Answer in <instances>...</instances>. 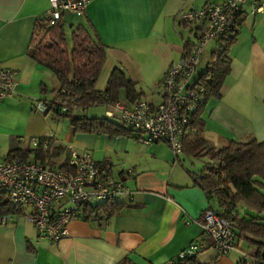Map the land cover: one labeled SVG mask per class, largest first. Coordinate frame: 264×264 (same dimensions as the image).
Masks as SVG:
<instances>
[{
	"label": "crops",
	"instance_id": "crops-1",
	"mask_svg": "<svg viewBox=\"0 0 264 264\" xmlns=\"http://www.w3.org/2000/svg\"><path fill=\"white\" fill-rule=\"evenodd\" d=\"M250 2H243L236 33L227 45L229 69L220 96L208 98L198 114L201 135L214 147L227 138L264 141V14L248 13ZM200 4L201 0H89L82 12L64 13L61 21L68 20L70 29L83 25L104 45L102 66L109 62L107 75L117 66L134 81L135 98L129 100L119 88L118 99L132 103L147 96L156 102L165 70L182 56L184 40L195 28V23L180 20L179 12ZM47 8V0H0V64L16 71L13 94L0 98V117L13 123L0 122V135L9 141L0 159L6 158L12 141L25 146L29 136L51 132L45 130L48 119L33 103L53 98L59 81L29 54L34 23ZM197 73L196 66L193 79ZM148 83L145 92L142 85ZM47 89L51 95L45 96ZM52 135V144L66 151L71 144L108 162L116 177L130 168L124 181L131 193L107 218H71L67 235L57 241L38 236L22 213L3 214L0 264H115L125 255L138 264H159L200 234L202 211L215 200L200 186L204 171L193 164L191 154L182 151L175 157L165 143L145 144L135 134L74 131L71 126L61 136ZM238 243L223 254L206 248L195 259L200 264H236L242 251Z\"/></svg>",
	"mask_w": 264,
	"mask_h": 264
},
{
	"label": "built area",
	"instance_id": "built-area-1",
	"mask_svg": "<svg viewBox=\"0 0 264 264\" xmlns=\"http://www.w3.org/2000/svg\"><path fill=\"white\" fill-rule=\"evenodd\" d=\"M45 17L50 23L61 20L65 12H82L89 0H47ZM245 0H201L197 7L179 12V18L195 23L192 43L186 53L171 63L160 81L159 101L138 98L132 103L115 100L106 105L104 113L117 117L138 133L142 143L164 142L173 156L182 152V141L189 130L193 113L204 100V89L195 83L193 74L205 43L222 36L235 17L242 11ZM248 13L264 14V0H251ZM16 71L0 64V98L13 94ZM62 104L38 98L33 108L39 112L52 111ZM51 135V133H46ZM41 141V143H40ZM31 146H45L46 137L29 136ZM65 166L47 165L35 159L11 157L0 159V188L7 191L8 199L18 213L36 229L40 237L57 241L67 235V223L81 217L87 203L115 202L131 193L124 181L130 168L113 174L108 162L95 160L89 151L67 144ZM6 219L0 216V223ZM200 234L176 253L177 258L196 256L206 248L227 253L236 247L235 233L228 216L215 208L203 209L199 222ZM242 250L236 264L249 257ZM166 264H171L167 260Z\"/></svg>",
	"mask_w": 264,
	"mask_h": 264
},
{
	"label": "trees",
	"instance_id": "trees-1",
	"mask_svg": "<svg viewBox=\"0 0 264 264\" xmlns=\"http://www.w3.org/2000/svg\"><path fill=\"white\" fill-rule=\"evenodd\" d=\"M238 23L236 16L226 32L214 39L218 46L210 51V59L193 79L203 87L204 100L189 121V130L182 141V151L195 157L206 156L202 165L204 172L199 175V184L208 197L215 200V204L209 207L228 216L236 242L242 238L250 246L249 257L242 260L241 264H264V217L261 215L264 211V141L249 136L242 140L227 138L217 147L208 145L201 135L202 123L198 115L208 98L220 96L223 79L229 69L227 45L233 40ZM192 40V35L184 40L183 53L187 52ZM70 41L68 44L63 21L50 23L45 15L37 17L30 38L29 54L38 64L48 68L59 81V87L49 101L62 104L65 109L56 107L52 112L69 116L74 131L135 134L139 137L134 128L117 117L105 113L99 116L84 114L83 111L89 105H107L120 100L119 88L124 89L129 100L135 98L137 92L134 90V81L125 77L117 66L109 71L102 89L94 87L105 57L104 45L94 39L83 25L70 29ZM41 136L46 137L45 146L40 144L41 141L36 146H20L12 141L5 157L16 156L35 159L51 166H65L68 155L66 148L60 144H52V133ZM62 153V160L55 163L53 159ZM120 205L121 201L87 203L82 208L81 217L107 218ZM7 212L18 213V209L10 203L7 191L0 188V215ZM170 260L171 264H200L195 256H175ZM166 261L159 264H166ZM115 264L138 263L125 255Z\"/></svg>",
	"mask_w": 264,
	"mask_h": 264
},
{
	"label": "rangeland",
	"instance_id": "rangeland-1",
	"mask_svg": "<svg viewBox=\"0 0 264 264\" xmlns=\"http://www.w3.org/2000/svg\"><path fill=\"white\" fill-rule=\"evenodd\" d=\"M68 13L70 12H65V15H69ZM63 30L65 32L66 35V39L68 41V44H70V27H69V21L68 20H64L63 22ZM218 44L216 42H214L213 40H209L207 43H205V45L202 48L201 51V55H200V61L197 65V70L200 72L202 70V68L204 67L205 63L210 59V51L212 49H214L215 47H217ZM108 66H109V62L107 61L101 68L95 82H94V86L96 88H103L104 84L106 83V76H107V72H108ZM55 81V80H54ZM149 84V83H148ZM143 89H145V92L147 91L146 87L149 85H145L143 84ZM43 94L47 95H51L50 91H45ZM147 97V96H146ZM144 97V98H146ZM106 108L105 104H92L86 107V109L83 111L85 115L87 116H92V115H102L104 113V110ZM44 115L46 116V118L48 119L47 125H46V131H51L50 133H54L56 134L57 132H59L60 136H61V131L67 129L68 127H71L70 125V117L69 116H65L56 112H52V111H48L46 113H44ZM16 120L18 118H15ZM0 122L2 125H7V124H13L9 119L5 118V117H0ZM9 141H8V137H4L2 135H0V157L2 156V152L4 153L7 145H8ZM164 143V142H163ZM29 143L26 144V146ZM208 144V143H207ZM167 145V144H166ZM168 146V145H167ZM169 148V147H168ZM170 149V148H169ZM170 152L172 153L171 149ZM63 154H60L58 156H56L53 160H55V163H58L62 160L63 158ZM206 158V156H205ZM204 157H192V161L194 162L193 164L196 166H202L203 162L205 160ZM241 209V208H240ZM261 215L264 217V211L261 212ZM250 246H248L247 242L245 240H243L242 238L239 240L238 243V248H240L241 250H248Z\"/></svg>",
	"mask_w": 264,
	"mask_h": 264
},
{
	"label": "water",
	"instance_id": "water-1",
	"mask_svg": "<svg viewBox=\"0 0 264 264\" xmlns=\"http://www.w3.org/2000/svg\"><path fill=\"white\" fill-rule=\"evenodd\" d=\"M263 253H264V250H263Z\"/></svg>",
	"mask_w": 264,
	"mask_h": 264
}]
</instances>
